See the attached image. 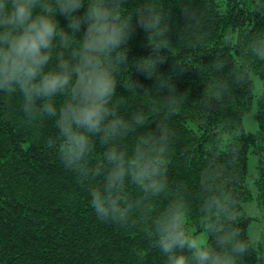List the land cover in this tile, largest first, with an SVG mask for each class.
I'll use <instances>...</instances> for the list:
<instances>
[{
	"label": "clouds",
	"instance_id": "obj_1",
	"mask_svg": "<svg viewBox=\"0 0 264 264\" xmlns=\"http://www.w3.org/2000/svg\"><path fill=\"white\" fill-rule=\"evenodd\" d=\"M126 3L0 0V93L19 94L25 121L53 122L55 135L48 147L87 191L98 220L147 229L149 244L164 264H240L251 243L236 226L238 218L230 215L236 199L227 170L213 157L199 173L195 215L207 242L187 230L193 216L189 189L168 178L175 143L169 120L187 97L158 69L169 47L187 53L202 47V18L195 9L182 8L184 22L173 40L171 9L144 0L129 12ZM138 29L146 35L150 53L135 60V68L153 80L152 87L130 77L126 83L117 80L120 69L129 68V42ZM245 53L264 62V35L250 38ZM226 65L222 60L213 63L216 72H225ZM173 67L183 72L188 65ZM242 69L233 64L223 78L206 85L201 100L207 107L223 101L233 85L247 82ZM118 84L137 93L143 88L144 96L158 94L151 111L163 118L154 120V130H148L149 113L143 108L130 116L121 113ZM97 143L104 149L100 160L93 155ZM160 201L165 203L157 207Z\"/></svg>",
	"mask_w": 264,
	"mask_h": 264
},
{
	"label": "trees",
	"instance_id": "obj_2",
	"mask_svg": "<svg viewBox=\"0 0 264 264\" xmlns=\"http://www.w3.org/2000/svg\"><path fill=\"white\" fill-rule=\"evenodd\" d=\"M144 0H127L126 11ZM171 9L170 33L182 26V8L195 9L202 18L203 45L192 53L169 47L162 52L167 60L158 71L171 76L180 93L187 97L174 111L169 123L175 132L171 149L168 178L173 184L182 182L191 193L193 216L187 230L195 235L198 229L196 211L199 204L200 171L215 157L232 179L230 191L236 206L230 215L238 218L236 226L251 243V251L240 264H264V234L255 244L249 229L255 217L246 213L244 204L254 196L250 180H254L256 200L264 220V62L245 53L250 38L264 35V0H157ZM83 9L79 14L83 13ZM67 28L63 16H57ZM70 31V30H69ZM84 28L77 33L83 34ZM150 53L146 35L137 30L129 42V68H121L117 80L128 78L152 87L135 68V60ZM227 63L216 72L213 63ZM187 63L186 70L173 66ZM243 65L247 82L233 85L220 103L207 107L201 100L210 81L225 76L233 65ZM255 77L262 81L256 93ZM128 91L117 86L121 113L130 116L138 108L149 113L148 130H154L163 114L151 111L153 93L143 95V88ZM59 102V101H58ZM19 94L0 93V264H164L158 250L152 248L139 226L120 227L98 220L74 173L65 169L48 141L55 135L52 121L27 122L20 110ZM256 106L258 128L248 131L245 117ZM103 147L97 143L93 154L102 159ZM251 153L257 159L256 176L249 173ZM160 201L157 207L163 206Z\"/></svg>",
	"mask_w": 264,
	"mask_h": 264
},
{
	"label": "rangeland",
	"instance_id": "obj_3",
	"mask_svg": "<svg viewBox=\"0 0 264 264\" xmlns=\"http://www.w3.org/2000/svg\"><path fill=\"white\" fill-rule=\"evenodd\" d=\"M254 79L256 82V93H259L262 90V86H263L262 81L257 77H255ZM245 125L248 131L254 132L257 130L258 120H257L256 106H254L252 110L245 117ZM256 163H257V159L255 157V154L251 153L249 160V173L252 176H256L257 174ZM250 187L254 198L251 201L245 203L244 208L248 215L255 217V220L250 226L249 234L252 241L255 244H259L263 239L264 220L261 216L260 208L256 200L257 188L253 178L252 180H250ZM194 236H196L198 239H201L204 242H207V236L203 232L195 234Z\"/></svg>",
	"mask_w": 264,
	"mask_h": 264
}]
</instances>
